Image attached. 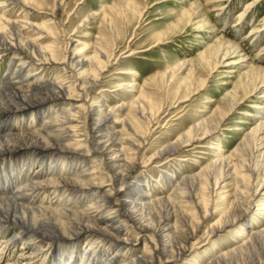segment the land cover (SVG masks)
I'll use <instances>...</instances> for the list:
<instances>
[{
  "label": "bare ground",
  "instance_id": "6f19581e",
  "mask_svg": "<svg viewBox=\"0 0 264 264\" xmlns=\"http://www.w3.org/2000/svg\"><path fill=\"white\" fill-rule=\"evenodd\" d=\"M238 1L185 0L189 7L182 19L210 37L201 55L208 78L222 67L245 70L238 81L242 96L224 100L215 127L197 123L189 134L152 152L148 140L159 129L162 106L143 92L136 97L132 83L108 91L116 100L128 95L118 108L105 98V74L121 58L117 49L108 50L100 38L91 53L81 43L62 48L54 30L65 25L56 6L49 21L37 23L36 0H0V68L6 67L0 78V264L13 259L12 248L19 245L18 260L9 264H264V228L249 219L259 195L264 206V106L253 115L259 124L237 147L242 154L235 161L218 151L192 175L182 176L177 167L186 148L189 152L204 137L219 135L235 108L253 103L256 95L264 103V68L207 20V6ZM263 3L250 1L241 17ZM9 9L27 16L12 20ZM105 24L117 34L111 19ZM72 35L65 38L72 41ZM49 39L54 41L45 44ZM124 54L132 59L141 53ZM189 67L182 62L165 73L167 86ZM47 69L58 77L45 79ZM206 81L187 82L179 104ZM111 118L118 127L108 124ZM156 167L166 182L151 176ZM154 186L162 189L161 196ZM217 196L227 200L220 211ZM229 227H238L230 233V245L216 249L215 238ZM204 241L214 252L199 260Z\"/></svg>",
  "mask_w": 264,
  "mask_h": 264
},
{
  "label": "rangeland",
  "instance_id": "374dc122",
  "mask_svg": "<svg viewBox=\"0 0 264 264\" xmlns=\"http://www.w3.org/2000/svg\"><path fill=\"white\" fill-rule=\"evenodd\" d=\"M184 1L130 0L126 4L125 0H36L37 5L40 4L39 7H36L39 12L35 13L38 19L34 21L37 23L49 21L56 6L58 19L65 25L62 27L59 24L55 26L54 30L57 35L55 39L62 48L74 49L77 44L81 43L91 53L96 40L100 38L102 42L105 41L104 46L108 50L117 49V56L120 55L121 58H118L115 64L113 62L114 65L108 69L103 81L104 89L107 91L105 98L110 106L118 108L121 101L129 98L128 95L122 94L118 97L119 100H116L115 95L108 92L122 83L134 84L137 91L134 93L136 97L143 92L155 104L162 106L164 114L161 115L159 129L148 140L152 152L160 145L166 146L170 141H176L180 136L189 134L191 128L197 123L206 121L207 125L215 127L221 112L226 108L224 100L229 96H242V89L238 81L245 70L240 65H237L236 69L234 67L218 68L208 78V69L201 55L205 53L210 37H207V33H199L194 27L185 26L182 14L189 6L187 3H183ZM250 1L254 0L223 2L207 6L205 8L208 11L207 20L226 40L239 45L242 53L247 55L256 66L264 68V3L259 8H251L246 15L241 17ZM26 14L27 11L24 13L22 10L12 9L9 18L12 20L25 18ZM105 18L111 19L118 35H112L107 30ZM85 20L86 22H84ZM67 35H72V41L65 38ZM53 41V39H49L45 41V44ZM134 50L140 51L141 54L132 59L122 58L125 52ZM182 62H189L190 67L179 76L174 86L168 87L164 81L165 73L173 71L176 64L179 65ZM230 69H234L235 72L230 73ZM5 70V66L0 68V78ZM55 71L51 72L47 69L44 71L43 77L45 79L56 78L58 75ZM130 71H134L136 74L133 76L127 74ZM202 79L208 80L203 89L191 95L187 103L179 104L178 101L187 93L185 84L187 82L199 83ZM68 81L72 83L74 79L70 78ZM259 97V95L254 97V104L243 103L235 108V111L228 115L222 124L219 135L204 137L197 143L198 148L194 150L187 152L188 149H185L186 154L183 155V160L177 163L179 171L183 173L182 176L200 171L208 162L215 160L218 151H221L220 155H223L228 161H235L236 156L242 154L237 151V147L245 138L248 139L247 137L259 124V120L253 116L257 115L258 109L264 106ZM174 106L177 108L172 110ZM169 113H173V115L168 116ZM115 121V118H111L108 124L111 127H118L119 124L114 123ZM260 136L259 139L262 138ZM196 160L199 162L196 163ZM159 170V167L154 168L151 176L155 181L163 182L165 180L161 177ZM174 172L172 171L171 174ZM232 188H228L227 191ZM154 189L159 196L162 195L161 188L154 186ZM201 193L204 194V191ZM262 198L263 196H258L256 206L249 219L252 223L264 228V206L260 204ZM40 200L42 201V199ZM226 201L221 196L215 198L218 211L225 207ZM215 220L216 216H213L207 227L211 226ZM237 228L229 227L227 231L215 238L216 249H226L234 237V235H230L231 231ZM161 246L163 247L164 243ZM210 246L212 245L204 241L196 258L199 256L198 259L201 260L213 253V246L212 248ZM20 248L21 245L12 248L14 258H8L3 264L18 260ZM140 249L143 250V246ZM114 251L112 250L109 255H112ZM37 264H41V260Z\"/></svg>",
  "mask_w": 264,
  "mask_h": 264
}]
</instances>
